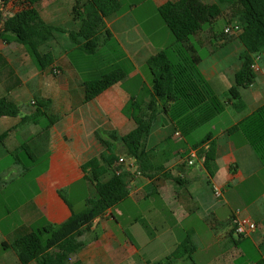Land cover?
Returning a JSON list of instances; mask_svg holds the SVG:
<instances>
[{
    "label": "crops",
    "instance_id": "obj_1",
    "mask_svg": "<svg viewBox=\"0 0 264 264\" xmlns=\"http://www.w3.org/2000/svg\"><path fill=\"white\" fill-rule=\"evenodd\" d=\"M86 1L42 0L36 5L48 25L65 30L55 32L54 38L40 48L42 53L50 52L54 57L53 65L44 71L37 68L23 45L0 41V98L6 97L20 107L19 116L0 117V166L14 157L13 163L0 168V264H20L13 250H3L4 242L12 243L48 224H63L73 213L83 211L88 199L97 196L83 165L110 154L100 139L107 140L111 152L123 157L120 150L126 148L113 142L112 134L124 136L136 128L135 121L123 110L132 97L147 106L152 90L147 61L175 43L159 8L178 0H133L128 8L121 3V11L105 19V28L112 38L96 54L88 55L71 42L67 33L80 29L81 22L74 20L72 11L77 2ZM200 2L219 4L222 13L204 23L185 46L199 59L198 66L215 93L225 98L235 85L244 46L239 33L225 34L226 27L236 23L231 20L229 4L219 0ZM220 21L225 23L222 34L215 30ZM201 50L207 51V57L200 55ZM89 56L97 58L100 64L85 69L75 63L76 59L84 62ZM262 63L255 83L240 91L246 109L236 111L229 99L222 114L232 117L231 122L220 129L214 126L208 135L210 141L206 146L216 144L217 152L211 172L201 160L193 167L184 158L169 157L173 152H183L177 146L185 138L165 113L159 114L147 141L154 169L137 172L136 162L126 169L130 173L129 196L92 223L82 237L83 248L71 255V263L240 264V259L249 256L251 250H257L261 257L256 261L248 259L245 264H258L264 258V238L258 233L264 223V164L242 132H229L264 104ZM117 68L126 77L85 102V84ZM55 69L61 74L55 75ZM38 108L47 114L39 117L38 123L22 120ZM49 116H58L59 121L51 125ZM23 153L28 158L23 159ZM126 156L127 161H135L127 150ZM40 165L42 170L24 182L27 171ZM155 168L164 170L156 172ZM111 174L112 170L103 180ZM214 185L223 190L220 200L213 193ZM27 187H31L29 194ZM237 209L258 225L253 234L238 240L227 224ZM152 212L155 217L151 222L154 220L157 227L164 217L168 222L156 232H152L148 222ZM189 232L194 234L197 258L167 263L166 258ZM249 239L251 243L246 244ZM217 248L219 253L212 254ZM234 248L238 258L232 254Z\"/></svg>",
    "mask_w": 264,
    "mask_h": 264
},
{
    "label": "trees",
    "instance_id": "obj_2",
    "mask_svg": "<svg viewBox=\"0 0 264 264\" xmlns=\"http://www.w3.org/2000/svg\"><path fill=\"white\" fill-rule=\"evenodd\" d=\"M41 1L1 0L0 41H15L23 45L37 68L44 71L53 65L54 57L50 52L42 53L40 48L54 38L55 32L65 30L48 25L42 19L36 8ZM219 3L229 4L231 20L241 25L238 37L244 51L240 55L241 67L236 72L235 85L230 88L228 96L234 109L242 112L246 104L240 91L256 81L257 72L252 69L256 57L260 56L264 62V0H219ZM10 4L12 7H9ZM121 8L120 0L77 2L72 13L81 26L78 31L67 32L71 42L88 55L96 54L112 38L110 30L105 28V19L119 13ZM221 13L219 4L207 5L200 0L168 1L159 8V14L172 32L175 43L147 61L152 75L151 99L147 106L144 107L141 100L132 97L123 110L135 121L136 128L124 136L112 134L114 136L111 138L113 142L122 143L128 154L135 158L137 172H151L154 169L147 151V141L160 113L169 117L177 132L188 136L224 112L225 102L204 77L198 66L199 59L185 46L204 23L219 17ZM125 77L126 73L117 68L98 80L87 82L85 102L94 100ZM19 115L20 107L15 102L6 97L0 98V117ZM43 115L47 114L38 108L22 120L38 123L37 119ZM49 119L51 125L59 121L58 116H49ZM237 131L242 132L264 164V104L229 130L230 133ZM100 140L110 154H102L100 158H93L83 165L86 179L95 186L97 196L88 199L85 209L73 213L63 224H48L33 229L12 243L4 242L3 250H13L20 264H77L71 263L70 257L83 248L82 237L87 229L97 218L129 196L130 173L117 166L119 157L111 152V144L107 140ZM208 141L210 137L195 148L205 146ZM201 154L204 156V167L211 172L217 156L216 144H210ZM111 170V176L103 180ZM163 170L159 168L156 172ZM174 180L180 183L179 178L175 177ZM195 251L196 246L188 234L185 241L166 258V262L181 258L193 260ZM258 264H264V258Z\"/></svg>",
    "mask_w": 264,
    "mask_h": 264
},
{
    "label": "rangeland",
    "instance_id": "obj_3",
    "mask_svg": "<svg viewBox=\"0 0 264 264\" xmlns=\"http://www.w3.org/2000/svg\"><path fill=\"white\" fill-rule=\"evenodd\" d=\"M120 1H121L122 5L125 8H128L131 5L133 0H120ZM158 18H160L159 14H158ZM224 28H225V23L224 22L220 21V22H218L215 25V30L219 34L223 33ZM230 35H232V34H230ZM173 41H175L174 37H173ZM199 53H200V55L202 57H207V51L206 50H201ZM85 56L88 57L87 55H85ZM78 61L79 60L76 59L75 63H77V64L79 63V65L81 67L85 68V69H92V68H95V66H97V64H100L98 59L95 58V57H92V56H89V59H86V61H84V62H81L83 60H81L79 62ZM262 62L259 63L260 66L263 65ZM238 66L240 67V63H237V67ZM221 99L225 102V108H226L228 106V101H229L228 94H227V96L225 98L222 97ZM231 118L232 117H230L226 113L220 114V116L218 118H216L215 120H213L212 122H209V123L203 125L202 127L198 128L197 130H195L193 133H191L188 136H183V138H185V141L182 142V143H179L178 146H177L178 150L182 149L183 152L176 153V152H173V151H175V149L171 150L173 153H172V155H169V157L172 158V160L174 158L176 160H181V159L184 158L186 160V162H187L188 161L190 147H194V146L198 145L199 143H201L204 139H206L208 137L209 133L213 131V127L214 126L217 127L218 129H220L221 127L229 124L231 122ZM186 142H187V144H186ZM185 153H187V154H185ZM120 155L123 156L124 158H127L126 149L120 150ZM21 157L23 159H26V158H28V155H25V153H23L21 155ZM13 161H14V157L11 156L6 162L1 164L0 168L5 167L8 163H13ZM42 168H43V166L40 165L37 169L32 170L31 172L27 171V173L25 175L26 178H25L24 182L25 181H29V179L33 178V176L36 175L39 171H41ZM262 187L264 188V186H262ZM26 191H27L26 193L29 194L31 192V187H27ZM82 192H83L82 193V195H83L85 193V191L82 190ZM70 198H71L72 201H74V198H72L71 196H70ZM155 208H156V206H155ZM240 208H241V206H240ZM83 209H85V206H84ZM153 211H155V210H153ZM243 211H244V209H243ZM165 216H167V215L165 214ZM148 217H149L148 222L151 223V225H152L151 226L152 232H156V230H158V229L161 230L162 227H164L168 223L166 217H164V222H162L160 224V226H159L160 228H159V227H157V224H155L154 220H153V222H151V218L154 219L155 213L152 212ZM258 233L260 234L259 236L261 238H264V223L260 224V229H259ZM188 234L191 236L192 241L194 243V234H192L191 232H189ZM188 234L186 235V237L188 236ZM234 238L236 240H238V239H240L242 237H238L237 235L234 234ZM243 238H247V237H243ZM245 243L249 244V243H251V240L249 239ZM245 243H242V244H245ZM219 251H220L219 248H217L214 252H212V254H217V253H219ZM232 254L237 255L236 258H238L239 254H238V251L235 248L233 249ZM193 257H194V259L197 258V255L194 254ZM260 257H261V255L259 254V252L257 250H255V251L251 250L249 256H245V257H242L240 259V262H241L240 264H245L244 262H247L248 259L252 260V261H256V260L260 259Z\"/></svg>",
    "mask_w": 264,
    "mask_h": 264
},
{
    "label": "built area",
    "instance_id": "obj_4",
    "mask_svg": "<svg viewBox=\"0 0 264 264\" xmlns=\"http://www.w3.org/2000/svg\"><path fill=\"white\" fill-rule=\"evenodd\" d=\"M241 31V25L239 23H233L226 27L225 34H230L232 32L240 33ZM262 62V58L260 56H257L254 60V63L252 64V69L256 72L260 70L259 63ZM55 75L61 74L59 69L54 70ZM204 149H208V147L205 145L201 148H193L189 152L188 156V165L194 166L196 165V162L198 160L204 161V156L202 151ZM135 162H129L124 157H119V160L117 162V166H120L124 169L132 168L135 165ZM213 193L215 197L220 200L223 198V190L221 187L214 185L213 186ZM227 224L231 227V230L233 234L237 235L238 237H249L251 234H253L257 228L258 225L256 222H254L252 219H250L247 216H244L241 212V210L237 209L233 212V214L228 218Z\"/></svg>",
    "mask_w": 264,
    "mask_h": 264
}]
</instances>
